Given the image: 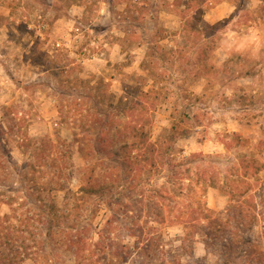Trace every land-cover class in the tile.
<instances>
[{
    "label": "rangeland",
    "instance_id": "obj_1",
    "mask_svg": "<svg viewBox=\"0 0 264 264\" xmlns=\"http://www.w3.org/2000/svg\"><path fill=\"white\" fill-rule=\"evenodd\" d=\"M262 4L0 0V264H76L69 250L79 228L88 230L94 264H225V254L233 264H264L261 206L254 232L235 223L224 230L223 239L238 232L250 241L239 237L234 252L225 240L207 248L203 233L183 249L184 226L151 222L138 204L131 215L143 230L129 231L132 219L108 206L131 181L115 153L135 140L133 128L116 130L132 106L150 140L166 139L178 157L214 156L222 172L238 154L264 165ZM149 89L147 105L141 92ZM233 132L249 143L228 151L222 142ZM161 183L153 177V186ZM198 198L227 220L229 198L218 187ZM116 215L108 237L127 245L128 258L93 247ZM142 242L147 255L133 251ZM248 248L258 255L242 258Z\"/></svg>",
    "mask_w": 264,
    "mask_h": 264
},
{
    "label": "trees",
    "instance_id": "obj_2",
    "mask_svg": "<svg viewBox=\"0 0 264 264\" xmlns=\"http://www.w3.org/2000/svg\"><path fill=\"white\" fill-rule=\"evenodd\" d=\"M261 1L264 2V0ZM261 7L264 8V4ZM223 23L224 21H220L217 25H212L206 22V25L214 30ZM151 93H153L152 89L141 92L143 98L148 100L146 101L147 105H150ZM137 107H144V105L137 104ZM128 109L132 111V116L126 114L125 117L128 118V121L122 127H117L116 130L133 128L136 133L135 140H124L115 153V157L121 163V167L128 171L133 182L127 181L126 189L121 194L118 202L110 200V204H108L110 208L114 205H120V208L124 210V216L128 215L132 219L128 230L133 231L135 228L143 230V227L139 226L137 222L140 219L138 218L139 215L136 214L134 217L131 215L135 204H138L137 207L141 209L140 215L143 211H146L151 222H156L159 225L165 223L182 224L186 230V235L182 240L183 249H187L185 242L195 241L194 235L200 233H203L206 247L212 248L213 251L214 245L225 240L227 244H223L225 246L224 250L234 252V246L239 243V237L242 238L240 240L242 244L247 245L250 241L244 238L243 235L239 236L238 232L232 233L234 235L233 239L230 236L223 239L222 235L227 226L232 223H235L234 225L237 226L238 230L243 228L251 232H254L255 228L259 226L261 216L259 208L262 207L261 212L264 209V180L259 177V174L264 165L253 155L238 154L230 161L226 170L222 172L217 165L219 160L214 156L191 154L186 157H178L174 152V145L166 139L163 142L161 140L157 142L150 140L146 126L140 124L135 114H133L136 111V106ZM125 112L129 111L125 110ZM133 122L138 124L139 127L137 125L131 126ZM177 130V126H172V132ZM104 133L109 136L110 129L104 131ZM226 138L227 140L222 143L228 151L232 147L246 146L249 143L237 132L226 134ZM122 151H124L123 154ZM153 177L158 178L162 183L153 186ZM210 187H218L229 198L230 204L227 210V220L225 221L214 215V212L207 207L206 203L198 198L199 192H205ZM257 196H259V202ZM116 221H118L117 215L115 218L111 217L109 219L106 228L101 233L100 240L93 247L94 250L98 248L100 253L103 254L114 249L115 251L112 253L114 258L121 254L128 258L131 253L128 252L127 245L122 247V245L115 243L108 237V234L112 233V230L116 227L114 226ZM151 229L154 230V227H150L148 230ZM87 232L86 228H79L76 231L75 238L71 241L69 251L73 253L76 264L95 263L93 261V259H96V256H94L95 251H91L90 246L83 238ZM152 240L149 237L147 243L152 245ZM146 245L143 246L142 242V246L134 248L133 251L140 255H147L150 253L151 247ZM238 250L240 251L242 248H238ZM243 253L242 258H251L258 255L255 251H250L249 248L245 249ZM259 255L264 256V253L260 252ZM222 257L227 258L225 264H233L234 258L231 254H225ZM163 264L165 263L163 262ZM176 264L181 263L177 262Z\"/></svg>",
    "mask_w": 264,
    "mask_h": 264
}]
</instances>
